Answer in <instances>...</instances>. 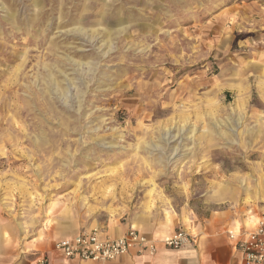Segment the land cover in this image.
<instances>
[{"label":"rangeland","instance_id":"rangeland-1","mask_svg":"<svg viewBox=\"0 0 264 264\" xmlns=\"http://www.w3.org/2000/svg\"><path fill=\"white\" fill-rule=\"evenodd\" d=\"M219 211L264 213V0H0V212L21 247Z\"/></svg>","mask_w":264,"mask_h":264},{"label":"crops","instance_id":"crops-1","mask_svg":"<svg viewBox=\"0 0 264 264\" xmlns=\"http://www.w3.org/2000/svg\"><path fill=\"white\" fill-rule=\"evenodd\" d=\"M257 218L251 225H246L226 211L209 213L196 220L192 216L185 220L179 212L170 219L157 213L149 216L144 212H137L131 216L130 222H135L138 227L135 228L148 237L161 238L181 228L194 237L195 243L177 249L159 246L152 255L129 253L118 258L117 264H237L238 257L234 253L228 231L251 229ZM121 225L111 229V235L117 236L124 232L127 224ZM25 243L21 247L19 227L7 214L0 212V264H36L41 256H46V264H91L62 257L53 249L54 243L48 245L35 238Z\"/></svg>","mask_w":264,"mask_h":264},{"label":"built area","instance_id":"built-area-1","mask_svg":"<svg viewBox=\"0 0 264 264\" xmlns=\"http://www.w3.org/2000/svg\"><path fill=\"white\" fill-rule=\"evenodd\" d=\"M228 237L238 257L237 264H264V213L251 229L228 231ZM194 243V237L181 228L161 238H150L130 225L117 236L96 228L85 230L58 239L53 249L66 259L91 264H117L118 258L129 253L152 255L159 246L177 249ZM46 263V256L36 261V264Z\"/></svg>","mask_w":264,"mask_h":264}]
</instances>
